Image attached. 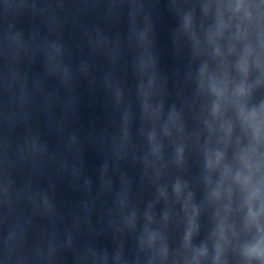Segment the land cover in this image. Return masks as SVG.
<instances>
[{
  "label": "clouds",
  "instance_id": "9594fccd",
  "mask_svg": "<svg viewBox=\"0 0 264 264\" xmlns=\"http://www.w3.org/2000/svg\"><path fill=\"white\" fill-rule=\"evenodd\" d=\"M241 72L246 75V69L241 68ZM236 93L239 96H243L247 93V87L244 83L239 84L236 87ZM256 113L252 112L250 114L251 118H256ZM260 198V190L259 188H254L248 192L245 198V208H246V215L244 218L245 227L246 228H255L257 232H260L261 229V219L264 217V204H262L259 208L255 206V201L259 200ZM218 232L221 240H224V232H225V222L221 220L218 224ZM192 235L191 227L186 234V242H190V238ZM206 249L202 248L198 251L197 255L193 257V264H199V257L206 255ZM222 247L220 244L216 245V264H218L220 260V256L222 254ZM245 255L249 256L250 258H258L264 260V240H257L254 244L246 246L245 248Z\"/></svg>",
  "mask_w": 264,
  "mask_h": 264
}]
</instances>
